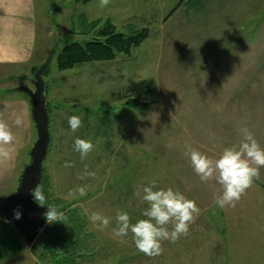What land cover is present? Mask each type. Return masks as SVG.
<instances>
[{"label": "rangeland", "instance_id": "obj_1", "mask_svg": "<svg viewBox=\"0 0 264 264\" xmlns=\"http://www.w3.org/2000/svg\"><path fill=\"white\" fill-rule=\"evenodd\" d=\"M34 1V57L25 64H0V99L31 100L18 87L34 88L33 68L45 61L58 31L59 47L44 74L51 143L43 167L57 203L70 202L87 219L89 243L76 264H264L263 182L255 179L234 208L220 209L215 204L220 186L202 183L185 156L190 144L218 157L223 148L240 143L242 127L261 140L256 129L261 134L264 125V58H253L264 54V0H111L104 8L99 0ZM108 21L125 33L146 27L149 36L130 54L58 67L66 44L92 38ZM247 47L250 55H244ZM127 90L151 104L134 107L113 93ZM72 115L83 122L76 132L68 124ZM77 137L94 144L84 160L73 148ZM37 138L34 126L31 143L16 146V187L0 193V201L15 192ZM66 162L72 166L65 167ZM85 169L95 175L83 176ZM153 181L154 190H179L201 212L186 237L163 241V254L149 257L137 250L131 233L121 242L112 229L117 211L128 212L132 223L145 218L148 205L134 193ZM93 212L110 217L111 225L104 230L94 226ZM44 229L33 244L16 229L26 264H60L59 254L44 247L49 243L43 241ZM19 255L6 260L0 255V264H18Z\"/></svg>", "mask_w": 264, "mask_h": 264}, {"label": "clouds", "instance_id": "obj_2", "mask_svg": "<svg viewBox=\"0 0 264 264\" xmlns=\"http://www.w3.org/2000/svg\"><path fill=\"white\" fill-rule=\"evenodd\" d=\"M110 2L111 0H99L101 8L107 7ZM13 116V123L17 127L21 126L24 122L22 116L15 113ZM82 123L77 115L68 117V124L73 132H76ZM240 133L242 136L240 143L223 148L218 157L209 156L186 144L185 156L189 158L190 165L200 181L215 182L220 186L219 194L215 196V204L220 209L234 208L254 180L259 178L260 169L264 168V147H261L247 127H242ZM16 140L17 137L9 124L0 119V160L11 159L14 151L11 146ZM73 148L79 153L81 160H84L94 150V144L90 140L77 137ZM71 166V163L66 162L65 167ZM94 175V172H89L87 169L83 174V176ZM156 187L153 181L150 186L138 187L134 193L148 205L142 212L145 218L132 223L128 212L117 211L116 226L112 229L113 237L121 242H124L123 238L131 233L137 250L149 257L163 254V241L175 243L182 236L186 237L189 234L190 225L195 223L201 212L196 202L187 198L179 190L171 187L154 190ZM78 190L81 194L85 191L82 187ZM31 194L38 205H47L46 197L39 185L31 190ZM48 208L49 210L45 213L48 223L63 222L65 219L63 212L53 206ZM15 216L19 219L20 213L16 212ZM89 220L100 230L107 229L112 222L110 217L100 212L91 213Z\"/></svg>", "mask_w": 264, "mask_h": 264}, {"label": "crops", "instance_id": "obj_3", "mask_svg": "<svg viewBox=\"0 0 264 264\" xmlns=\"http://www.w3.org/2000/svg\"><path fill=\"white\" fill-rule=\"evenodd\" d=\"M34 11V0H0V64H25L29 63L33 59L36 49L37 30ZM239 40L240 39L238 38L237 41ZM248 43L249 41L246 40L247 46ZM261 48L264 51V45ZM250 53L252 52L249 51V47H247V51L244 55H250ZM263 58L264 54H261L253 59H255L256 61H260ZM247 60L249 61V57H247ZM261 88L262 90H264V87ZM236 89L237 86L236 88H233L235 92H237ZM260 104L261 103H258L257 105ZM262 104L263 107L262 105L261 107L263 109L264 118V102H262ZM13 113L22 116L24 122L21 126L17 127L13 123ZM233 117L238 121L237 112L235 113V115H233ZM0 119L9 124L14 135L17 137L16 142L11 146L14 148L11 159L0 160V193H9V191L14 190L16 187V146L22 145L24 149L29 145V143H31V139L33 136V127L35 126V122L32 116V101L26 96H12L11 98L0 99ZM236 130L238 131L237 127ZM256 130V133L261 136V140L259 141L262 144L261 147H264V125L261 127V134H259L260 132L258 129ZM231 146H233V144ZM259 180H261L264 185V168L260 169ZM1 240L7 241V243L9 244L14 241L20 245H18V247H9L8 244ZM21 240V237L17 236L14 224H12L10 219L1 218L0 255L4 256L3 258L1 257L2 259H0L6 260L8 258H15L23 251H25V246ZM25 258L26 257L24 255H19L17 263H28L29 260Z\"/></svg>", "mask_w": 264, "mask_h": 264}, {"label": "trees", "instance_id": "obj_4", "mask_svg": "<svg viewBox=\"0 0 264 264\" xmlns=\"http://www.w3.org/2000/svg\"><path fill=\"white\" fill-rule=\"evenodd\" d=\"M173 12H175V9L173 10ZM148 36L149 29L146 27L136 30L134 33H125L117 29L114 24L108 21L99 29H97L92 38L82 42L73 41L66 44L60 50L57 56L58 67L60 69H69L73 68L77 64H83L86 62L112 60L116 57L118 52L130 54L132 48L140 46L144 42V40L148 38ZM39 67L40 66H35L33 68V72H36ZM113 93H117L119 99L127 98V103L131 104V106L134 107L148 103L151 104L150 101L145 102L138 97L130 96L131 94L128 90L124 93H121L120 91ZM107 142H109V144L107 145V148L109 149L111 148L112 142L110 137H108ZM44 172L45 169L43 167V177L40 188L42 189L46 197V204L56 207L59 211L63 212L65 217L63 222L56 221L50 224H46L43 232L45 234L44 236H46L48 239L44 238L43 241H49V243H45L44 247L47 248L48 246H50V251L55 256H57V253L59 254V259H57L58 263L76 264L77 258L82 255L79 251H82L84 245L86 243H89V240L87 239L89 235L86 231L88 227L87 219L80 213L78 208L70 204V202L68 204L57 203L56 199H54L53 196L49 193L48 187L50 186V183ZM130 191L131 190L128 188L125 192V196H129ZM57 242H60L61 246H63L64 251L71 253V255L68 257L66 255L63 256L62 252L64 251L61 249L59 244H57Z\"/></svg>", "mask_w": 264, "mask_h": 264}, {"label": "water", "instance_id": "obj_5", "mask_svg": "<svg viewBox=\"0 0 264 264\" xmlns=\"http://www.w3.org/2000/svg\"><path fill=\"white\" fill-rule=\"evenodd\" d=\"M59 46V32L57 31L54 43L45 59L35 72L32 82L34 88L26 85L18 89L28 93L32 100V116L37 129L38 138L31 150V162L27 164L21 174L19 185L14 193L9 194L0 201V218H9L18 233L28 244H33L46 226L45 213L49 210L47 205L36 203L31 190L41 185L43 165L48 155L51 142L50 113L47 105L46 73ZM20 213L17 219L15 214Z\"/></svg>", "mask_w": 264, "mask_h": 264}]
</instances>
